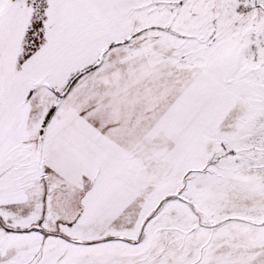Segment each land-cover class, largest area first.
Masks as SVG:
<instances>
[{"label":"snow or ice","instance_id":"obj_1","mask_svg":"<svg viewBox=\"0 0 264 264\" xmlns=\"http://www.w3.org/2000/svg\"><path fill=\"white\" fill-rule=\"evenodd\" d=\"M0 264H264V0H0Z\"/></svg>","mask_w":264,"mask_h":264}]
</instances>
